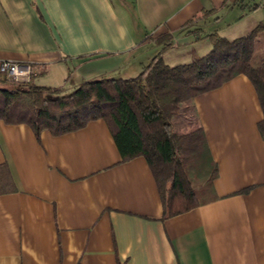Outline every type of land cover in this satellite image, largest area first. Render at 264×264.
<instances>
[{"label":"crops","instance_id":"1","mask_svg":"<svg viewBox=\"0 0 264 264\" xmlns=\"http://www.w3.org/2000/svg\"><path fill=\"white\" fill-rule=\"evenodd\" d=\"M252 7L247 0H0V62L29 65L44 75L34 85L62 90L72 80L76 89L135 78L160 41L170 44L161 55L174 68L210 52L194 30L246 36L264 23V3ZM224 18L232 21L224 26ZM253 89L240 75L182 105L173 131L202 128L217 177L212 201L167 219L148 164L123 162L103 120L38 138L24 124L0 121V166L15 188L0 194V264H264V139Z\"/></svg>","mask_w":264,"mask_h":264},{"label":"trees","instance_id":"2","mask_svg":"<svg viewBox=\"0 0 264 264\" xmlns=\"http://www.w3.org/2000/svg\"><path fill=\"white\" fill-rule=\"evenodd\" d=\"M193 33L196 40L207 38L212 48L187 65H166L161 53L170 44L160 41L161 51L135 78L84 82L68 95L61 88L36 86L33 79L8 82L0 74V121L24 124L38 138L44 130L59 136L101 119L123 162L142 157L148 164L163 219L207 204L214 198L211 183L217 166L204 132L196 128L175 133L172 121L182 113V105L243 75L256 92L262 111L257 130L264 139V23L232 41ZM14 190L10 173L0 166V194Z\"/></svg>","mask_w":264,"mask_h":264},{"label":"built area","instance_id":"3","mask_svg":"<svg viewBox=\"0 0 264 264\" xmlns=\"http://www.w3.org/2000/svg\"><path fill=\"white\" fill-rule=\"evenodd\" d=\"M0 74L11 82H28L38 75L37 70L26 64H18L9 61L0 62Z\"/></svg>","mask_w":264,"mask_h":264},{"label":"rangeland","instance_id":"4","mask_svg":"<svg viewBox=\"0 0 264 264\" xmlns=\"http://www.w3.org/2000/svg\"><path fill=\"white\" fill-rule=\"evenodd\" d=\"M247 3H250L251 6H253V5L259 6L260 4H263L264 3V0H247ZM229 19L230 18H226V19L224 18L222 25L225 26V25H227V23H230V21H232V20L231 19L229 20ZM232 30H234V29H230L231 33L233 32ZM230 31H228V32H230ZM242 35H244V34H242ZM240 36H229V33H228V36H226V37H229V38H227L228 40H233L234 38H238ZM43 77H44L43 74L42 75H39L38 77L35 78V82L37 84H39V85H43L42 84L43 83ZM8 82H11V81H8ZM73 84H74V81L73 80L70 81V82H68V84L66 85V87L64 88V90H62V94L63 95H68V94L72 93L75 90V88H72L73 87ZM58 85H60V84H58ZM52 97H55V96H52Z\"/></svg>","mask_w":264,"mask_h":264}]
</instances>
